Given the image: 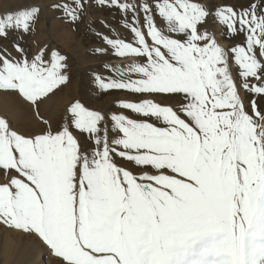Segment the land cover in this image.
I'll use <instances>...</instances> for the list:
<instances>
[{"label": "snow or ice", "instance_id": "1", "mask_svg": "<svg viewBox=\"0 0 264 264\" xmlns=\"http://www.w3.org/2000/svg\"><path fill=\"white\" fill-rule=\"evenodd\" d=\"M85 3L53 7L74 22ZM97 3L116 8L131 34L104 36L111 50L138 58L96 76L99 88L182 100L120 101L141 119L106 118L77 100L61 129L38 135L0 118V169L18 174L0 183V222L35 232L65 264H264V109L252 99L250 115L239 93L264 97V0ZM39 11L0 14V38L29 33ZM210 22L241 41L225 49L204 28ZM14 47L19 58L0 53V90L35 104L67 81L58 50L29 58ZM71 129L86 134L90 150ZM114 155L156 172L134 175Z\"/></svg>", "mask_w": 264, "mask_h": 264}, {"label": "rangeland", "instance_id": "2", "mask_svg": "<svg viewBox=\"0 0 264 264\" xmlns=\"http://www.w3.org/2000/svg\"><path fill=\"white\" fill-rule=\"evenodd\" d=\"M65 2L71 5L72 0H56L53 1L50 7H47L45 3L37 2V4H34L26 2L25 5L19 8L0 11V14H3L8 11L20 9L26 5H34L40 8L38 18L29 33L9 32L7 38H1L7 40L11 44L13 51H0V53L8 55L9 57L19 58L21 54L18 53L14 47L15 44H19L29 58L38 54L40 49H45L47 47L50 52L47 53L49 58L45 56V59H50L52 50H58L60 54L67 58V69L65 74L68 76V79L62 85L61 90H54L53 93L44 98H40L38 101L39 104H30L32 107V112L30 113L33 117V121L39 126V131L36 135L47 131L55 132L61 129L70 119L67 112L68 107L77 100L90 109L102 112L105 114L106 118L114 113L131 116L130 110L120 106V101L137 102L147 98L165 105H174V103L163 94L141 96L139 94H132L126 90L121 92V90L100 89L95 81L96 76H115L117 69L123 70L121 66H127L131 61L121 62L116 65L115 63L121 59L125 61L128 58H132V63L138 62V58L134 56L119 57L115 55V52L111 50L110 46L103 39L104 36L110 38H124L122 32L130 34L125 27V19L114 7L100 5L97 3V0H86L83 11L79 13V18L73 22L65 17L62 10L53 7V5L64 4ZM133 2L138 3L136 0H133ZM42 9L48 12L45 18L41 15ZM52 35L58 36L59 42L53 40ZM98 48L105 49V51L103 53L96 52L95 49ZM108 53H111V55L107 56ZM262 60H264V58H262ZM71 77L77 82V85L69 90V80ZM252 83L255 84V82ZM0 91L4 92L3 90ZM83 93H85V95H83ZM19 97L20 96H17V94L13 96V98L19 101V104H16L15 113L21 110L19 106H25L31 103L25 98L20 97V99ZM97 104H103V106L97 107ZM258 108L264 109V106ZM249 114H252V110L249 111ZM0 118L5 119L10 127L15 126L13 118L7 113L0 111ZM135 119L140 118L135 117ZM153 122L155 123V121ZM71 130L81 145L82 133L75 129ZM81 150L83 151L82 145ZM124 161L125 159L123 158H114V162L119 167L126 168L125 164H123ZM126 169L132 171L134 175H140L144 171L151 174L154 173L150 170ZM0 227H2L1 223ZM10 229H12L10 231L14 232L16 235L20 234L24 237H32L35 241L37 251L42 257V264H46L45 262H49V264H65L62 258L54 255L51 248L38 234L34 232L28 234L27 231L16 229L13 226Z\"/></svg>", "mask_w": 264, "mask_h": 264}, {"label": "bare ground", "instance_id": "3", "mask_svg": "<svg viewBox=\"0 0 264 264\" xmlns=\"http://www.w3.org/2000/svg\"><path fill=\"white\" fill-rule=\"evenodd\" d=\"M53 1H56V0H0V11H5V9L19 8L25 5L26 2H31L34 4H37V2L45 3L47 7H50ZM136 1L139 2V0H136ZM247 2L248 0H203V3H205L209 7H211L214 4H222V3H228V4L236 5L237 7H239L240 5H246ZM47 14H48L47 10L42 9L41 15H43L44 18L45 16H47ZM204 28L212 32L215 35L217 42L221 46H223L225 49H230L233 45L239 43L242 39L241 36H237L233 38L231 33L225 34L224 32H222L221 26L219 24L213 25L210 22L204 25ZM122 36L126 39H130L131 34L122 32ZM52 39L59 42V38L56 35H52ZM45 50H46L45 56L49 58L47 53L50 52V50L48 47L45 48ZM0 51L1 52L3 51L12 52L13 47L7 40L0 38ZM111 53H108L107 56H110ZM126 61H130V63H132V58L131 59L128 58L125 61L121 59L115 64L117 65L118 63L126 62ZM230 71L233 76V79L236 81L239 87L240 77L238 75V67L235 63L230 62ZM69 82H70V85L68 88L69 90H71L72 87L77 85V82H75L72 77L70 78ZM252 82L257 83L255 80H253ZM61 87L62 85L58 88V90H61ZM3 91L4 92L0 91V111L7 113L13 118L15 122V126H12L11 128L13 130L18 131L21 134L36 135L39 131V126L37 123L33 121V117L30 113L32 112L31 105L33 103L31 102V103L26 104L25 106H19L21 110L15 113L14 110L16 108V104H19V101L13 98V96L16 94L17 96H20V97H23V96L19 94L18 91H15V90H3ZM123 91L124 90H121V92ZM239 93L248 111L251 110V100L252 99H255L257 101L258 107L264 106V97L254 96L251 93L247 92L245 89H243V87H239ZM83 95H85V93H83ZM166 96L174 104L182 100V96L180 94H172V95H166ZM102 106L103 104H97V107H102ZM126 112H129V111H126ZM130 115H131L130 117L132 118H135V117L140 118V119L142 118L131 111H130ZM81 145L83 147V150H86V149L90 150V141L88 140L86 134L84 133H82ZM113 158L121 159V157H118L115 155ZM123 164H125V167L128 169L150 170L151 172H154V173L156 171L155 169H151L150 167L142 168L140 166H136L134 162L127 161V160H125ZM9 175L14 176L18 174L15 172V170H10L9 173L5 174L4 171L0 169V183H6L8 181ZM0 223L2 226L0 228H3V229H0V264H42L41 262L42 257L38 253L36 245H35V241L32 239V237H27V236L24 237L20 234L16 235L14 232L10 231L12 230L10 229L12 228V226H10L9 224H5L3 222H0ZM27 233L32 234L33 232L27 231ZM45 263L49 264V262H45Z\"/></svg>", "mask_w": 264, "mask_h": 264}]
</instances>
